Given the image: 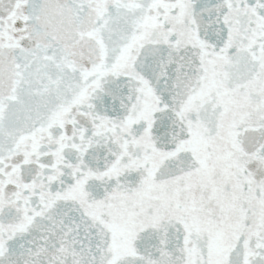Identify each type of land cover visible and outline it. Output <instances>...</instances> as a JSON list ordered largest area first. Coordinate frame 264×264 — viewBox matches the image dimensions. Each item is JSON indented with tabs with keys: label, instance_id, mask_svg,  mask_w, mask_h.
Wrapping results in <instances>:
<instances>
[{
	"label": "snow or ice",
	"instance_id": "6c2138e0",
	"mask_svg": "<svg viewBox=\"0 0 264 264\" xmlns=\"http://www.w3.org/2000/svg\"><path fill=\"white\" fill-rule=\"evenodd\" d=\"M0 264H264V0H0Z\"/></svg>",
	"mask_w": 264,
	"mask_h": 264
}]
</instances>
